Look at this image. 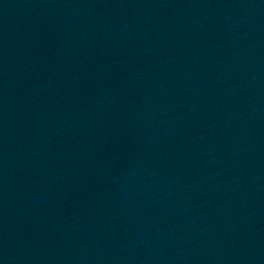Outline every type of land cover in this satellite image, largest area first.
I'll return each mask as SVG.
<instances>
[{
	"label": "water",
	"instance_id": "95a60500",
	"mask_svg": "<svg viewBox=\"0 0 264 264\" xmlns=\"http://www.w3.org/2000/svg\"><path fill=\"white\" fill-rule=\"evenodd\" d=\"M0 264H264V0H0Z\"/></svg>",
	"mask_w": 264,
	"mask_h": 264
}]
</instances>
